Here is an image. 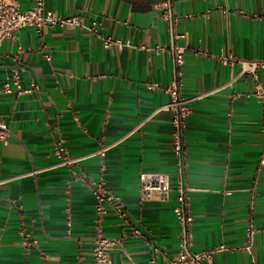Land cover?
I'll return each instance as SVG.
<instances>
[{
  "label": "crops",
  "instance_id": "1",
  "mask_svg": "<svg viewBox=\"0 0 264 264\" xmlns=\"http://www.w3.org/2000/svg\"><path fill=\"white\" fill-rule=\"evenodd\" d=\"M17 1L21 10L33 2ZM161 1L43 0L45 10L77 16L81 24L100 21V37L130 43L122 50L103 47L100 37L78 27L47 26L41 35L24 27L1 42L0 121L7 136L0 140V264H88L91 186L99 179L125 208L124 217L107 208L101 222L104 235L120 244L110 252L112 264H168L175 257L179 181L188 188L192 252L224 244L212 264H264L261 103L249 95L253 78L232 80L238 64L219 59L264 58V0H172L179 16L174 33L183 35L174 41L184 48L181 95L231 82L192 101L181 174L171 150V113L153 114L168 103L163 88L173 77L167 26L154 7ZM258 78L264 81V69ZM6 82L9 93L2 91ZM32 83L37 89L24 92ZM125 134L102 158L54 167L58 147L80 156ZM154 172L168 176V197L142 201L138 176ZM249 221L256 229L251 254L238 249Z\"/></svg>",
  "mask_w": 264,
  "mask_h": 264
},
{
  "label": "built area",
  "instance_id": "2",
  "mask_svg": "<svg viewBox=\"0 0 264 264\" xmlns=\"http://www.w3.org/2000/svg\"><path fill=\"white\" fill-rule=\"evenodd\" d=\"M159 10L160 18L165 22L167 26L169 44L167 50L172 60L173 77L171 81L164 86V92L169 96V101L164 106L157 108L153 111V114L159 110H168L171 113L170 125V143L171 150L177 161L179 172L183 167V133L185 129V121L188 115L191 113V103L194 100L201 99L203 97L217 93L219 90L224 89L230 85L231 82L223 84L218 88H214L207 92L199 93L191 98L183 97L180 93V76L182 74L181 66L183 64V52L184 48L176 46L174 41L176 38L183 37V35H176L174 33V25L179 19V16L174 13L172 0H163L154 5ZM100 21L92 20L88 24H81L77 16H60L50 10H45L43 7V0H33L32 5L21 10L17 0H0V44L5 39L14 38L15 33L24 27H29L34 30L36 34H40L42 29L47 26H55L59 28H82L85 29L91 35L98 37V27ZM103 47L108 48L115 46L119 50L125 47H131L128 41H122L119 38L112 37H100ZM47 59L48 56H46ZM219 59L223 63H236L239 66L237 75L232 79L234 80L238 76L249 75L253 78V90L249 95L258 99L262 108V123L261 132L264 140V81L258 78V72L264 69V58L245 60L237 58L233 55H221ZM13 83L17 84V76L14 75ZM231 80V81H232ZM37 89V86L32 83L31 87L24 92H30ZM2 91L5 93L11 92L8 82H6ZM21 91L18 90L17 93ZM142 123L137 124L129 133L135 131L140 127ZM7 136V130L5 124L0 121V140L5 141ZM128 134L120 136L109 144H99L98 148L92 152H89L80 156H71L64 149L58 147L55 151L57 162L54 167H68L73 168L80 161L91 157L99 156L103 157L107 150L119 144ZM259 167L264 165V144L259 154ZM34 169L29 172V175H35L38 171L45 170ZM4 181H0L2 183ZM140 199L142 201L157 200L164 201L167 199L170 186L169 178L166 174L160 172L154 173H140L138 176ZM187 186L179 181L176 186V205L173 209L176 221L180 226V235L177 244V253L168 264H212L213 255L217 252H221L227 247L224 244L216 245L212 248L205 249L199 252H192L190 247L192 243L191 223L192 216L188 208L187 200ZM91 193L94 199V223L95 231L93 235V245L91 249V257L88 264H112L110 259V252L113 248L120 246L119 242L108 238L104 235L101 227L103 217L107 213V208H110L114 213L121 217L125 216V208L121 200L114 195L108 194L103 185L101 179L92 183ZM256 229L249 221L245 230L244 243L238 247L240 251H244L251 254V248L254 241ZM151 260L150 262H152Z\"/></svg>",
  "mask_w": 264,
  "mask_h": 264
}]
</instances>
